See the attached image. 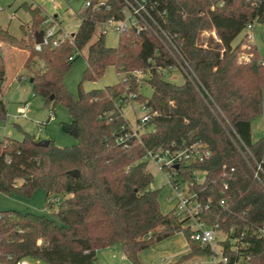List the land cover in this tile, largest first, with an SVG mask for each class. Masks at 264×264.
<instances>
[{"label": "trees", "instance_id": "16d2710c", "mask_svg": "<svg viewBox=\"0 0 264 264\" xmlns=\"http://www.w3.org/2000/svg\"><path fill=\"white\" fill-rule=\"evenodd\" d=\"M89 1L73 39L57 46L49 41L35 47L45 20L40 5L23 3L31 16L27 40L0 27V43L28 51L24 65L31 70L33 92L47 104L68 109L72 119L62 128L76 139L72 146H60L50 138L45 146L38 144L37 135L25 132L21 140L0 141V192L30 197L42 189L47 199L63 197L54 210L60 223L32 212L0 210V264H94L99 249L116 244L128 260L141 264L143 251L178 232L185 235L188 248L167 264L210 256L208 245L191 238L187 219L174 208L161 209L160 191L151 188L153 177L143 160L145 147L195 140L209 155L181 164L179 176L190 191L211 200L201 218L230 238L244 233L247 244L239 251L229 237L219 240L231 264L236 259L264 264V231L253 233L264 228V176L259 179L253 171L256 162L264 168V138L254 141L251 132L252 119L264 112V57L255 43L244 47L246 34L238 40L249 23L264 24V0L150 1L148 8L180 54L150 30L121 32L118 44L108 46L102 23L123 19L124 2ZM99 1L104 3L95 6ZM76 49H87L77 97L64 82ZM243 53L249 59L240 60ZM178 61L187 63L192 76L184 75L181 84L164 73ZM110 66L126 79L84 89L85 81L98 80ZM138 70L148 75L150 97L133 75ZM5 74L0 55L1 119L8 111L2 96ZM124 95L147 107L150 115L141 141L131 137L126 148L115 142L130 126L115 105ZM195 171L204 172L202 182L195 181Z\"/></svg>", "mask_w": 264, "mask_h": 264}, {"label": "rangeland", "instance_id": "374dc122", "mask_svg": "<svg viewBox=\"0 0 264 264\" xmlns=\"http://www.w3.org/2000/svg\"><path fill=\"white\" fill-rule=\"evenodd\" d=\"M24 2L31 3V0H0V27L8 29L10 33L18 38L27 40L30 29L26 27L30 24L31 16L28 10L23 6ZM44 8V15L60 14L64 29L69 33H76L81 23L85 10L84 0H56V5L49 0H35ZM34 4V3H32ZM35 5V4H34ZM22 28H27L23 32ZM43 30V29H42ZM249 30H244L238 40ZM210 33L206 32L203 36L207 37ZM253 42L257 45L259 53L264 57V24L254 22L252 30ZM106 44L116 46L119 41V34L113 30L106 33ZM28 51L14 47L8 43H0V55L5 58V79L2 87L3 98L7 103V117L0 118V141L5 137L21 140L24 133L37 135L40 140L53 139L57 145L72 146L76 139L63 131L62 124L71 122V116L68 109L62 104H47L43 96L33 92V85L28 76L31 70L25 67V57ZM87 49L81 51L73 62L69 72L64 78L68 90L73 96H78V85L81 82L83 72L87 67L86 62ZM40 66V65H39ZM165 76L172 82L181 84L185 81V76L178 67L166 70ZM122 76V75H121ZM119 74L113 66L106 69L105 73L96 81H85L83 87L86 91L94 88H102L106 85H112L119 80ZM141 91L148 97L152 96L153 88L148 81L147 76L140 79ZM28 103V112L24 115L18 111L19 106ZM263 111H264V86H263ZM122 115L132 126H135L137 119L145 114V110L136 101L129 102L122 107ZM252 139L257 141L264 138V112L252 119L251 122ZM264 162V158H263ZM148 171L152 174L151 188L160 191V206L164 212L171 209V204L167 201L168 192L167 183L164 174L152 163L147 165ZM203 172H199L200 178L204 177ZM58 198L62 196H53L46 198L42 189H37L30 197H22L16 194H4L0 192V210H19L22 212H32L44 215L60 223L55 216L54 210L58 204ZM51 203V204H50ZM223 236L221 233L219 239ZM187 241L182 232L175 233L167 239H164L140 254L141 264H151L160 258H164L162 264H167L176 259V257L187 250ZM30 264H47L28 260ZM199 264H207V259H200ZM188 263H191L189 261ZM94 264H133L128 260L119 244L108 248L99 249Z\"/></svg>", "mask_w": 264, "mask_h": 264}, {"label": "built area", "instance_id": "2783aa9c", "mask_svg": "<svg viewBox=\"0 0 264 264\" xmlns=\"http://www.w3.org/2000/svg\"><path fill=\"white\" fill-rule=\"evenodd\" d=\"M53 3V6L56 5V0H49ZM152 0H123L124 8H123V19L115 20L108 19L102 23L103 31L107 33L108 30H113L120 34L121 32H126L129 30H135L137 32L143 30L152 31L157 38L168 47L170 45L173 51L177 54L179 53L178 48L172 42V39L168 36L165 30L158 23L156 18L153 16L152 12L148 8V3ZM104 2L99 1L95 6L102 5ZM92 3L89 0L84 1V6L89 7ZM43 43H48L51 41L52 45L57 46L63 39H73L72 34L67 32L62 33V26L57 16L48 15V18L45 17L43 22ZM254 28V22L249 23L246 26V29L249 32L246 33L247 44L244 45L245 48H248L250 44H253V34L252 30ZM245 29V30H246ZM42 43V44H43ZM42 44H36V49H40ZM172 51V50H171ZM81 51L76 49L73 55L70 57V60L76 58ZM249 59L248 53H243L240 56V60ZM183 73V75L192 79V76L189 72V67L186 62L178 61L177 66ZM174 67L169 68L170 70ZM168 69V70H169ZM133 75L137 79H141L143 76L148 75L141 70L133 72ZM121 76V75H119ZM125 80V77H119V80ZM131 98H134V94H130ZM132 102V100L125 98H120L116 101V109L122 114V104H127ZM140 106L145 110V114L137 119V123L135 126L130 124L129 129L125 130L123 133H120L116 136L115 142L122 147L126 148L129 144V139L131 137H137L140 141V134L145 130L144 124L148 121L150 115L149 109L144 105L140 104ZM28 109V103L21 105L18 108L20 114H25ZM111 119V118H109ZM209 155V150L207 147L200 141L195 140L190 143H177L172 142L169 146L158 148V149H150L145 147V153L143 160L146 162H150L155 165L165 176V182L167 183V188L169 189V194L167 196L170 202H173V208L176 213L182 218L187 219L191 229L192 234L191 238L194 240H198L201 243L208 245L211 248L212 254L207 257H196L191 260V263L186 264H199L200 259H207V264H231L230 258L228 255L224 254L223 246L219 243V235L221 233L222 239L230 238L220 232L216 227L208 225L202 218L201 215L210 208L211 200H202L197 192L190 191L188 189L187 183L183 181L179 174V168L181 164H189L197 161H202ZM255 177L261 179L264 176V168L261 162H256L253 167ZM200 171L194 172V178L196 182H202L203 178L198 176ZM204 173V172H203ZM264 231V228L259 231H254V234L261 235ZM232 232V229H231ZM241 237L235 236L230 238L231 247L236 251H239L241 247H244L247 242L242 240L244 233L241 234ZM164 258H160L157 261H154L152 264H162ZM165 260V259H164ZM18 264H30L28 260H21ZM233 264H244L241 260L236 259Z\"/></svg>", "mask_w": 264, "mask_h": 264}, {"label": "crops", "instance_id": "0c3cea01", "mask_svg": "<svg viewBox=\"0 0 264 264\" xmlns=\"http://www.w3.org/2000/svg\"><path fill=\"white\" fill-rule=\"evenodd\" d=\"M31 3H34L35 5H38L39 3L38 2H35V0H31ZM43 8V7H42ZM43 11H44V8H43ZM53 15H55V16H57L58 17V19H59V21H60V23H61V26H62V33H63V31L64 32H67L65 29H64V26H63V22H62V20H61V17H60V14H53ZM67 33H69V32H67ZM69 34H72V35H74V33H69ZM27 55H28V53L26 54V57H25V61H26V58H27ZM4 57V56H3ZM4 60H5V58H4ZM25 63V62H24ZM4 83V82H3ZM3 91V90H2ZM2 96H3V94H2ZM20 107V106H19ZM27 112H28V109H27ZM168 194H169V189H168V192H167V194H166V197L168 196ZM170 204H171V208H173V202H170L169 200H167ZM186 250H184L183 252H185ZM183 252H181V253H183ZM154 262V261H153ZM152 264V263H151Z\"/></svg>", "mask_w": 264, "mask_h": 264}, {"label": "water", "instance_id": "95a60500", "mask_svg": "<svg viewBox=\"0 0 264 264\" xmlns=\"http://www.w3.org/2000/svg\"><path fill=\"white\" fill-rule=\"evenodd\" d=\"M43 36H44V31L41 30L40 32L37 33V39H36V44H42L43 43ZM30 81H32V79H30ZM39 145H48L49 144V140L45 139V140H40L38 142ZM78 173V172H76Z\"/></svg>", "mask_w": 264, "mask_h": 264}]
</instances>
